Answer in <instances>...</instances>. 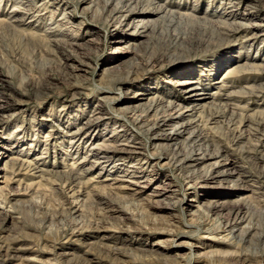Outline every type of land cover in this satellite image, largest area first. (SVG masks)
<instances>
[{
	"label": "rangeland",
	"instance_id": "rangeland-1",
	"mask_svg": "<svg viewBox=\"0 0 264 264\" xmlns=\"http://www.w3.org/2000/svg\"><path fill=\"white\" fill-rule=\"evenodd\" d=\"M0 104V264H264V0H0Z\"/></svg>",
	"mask_w": 264,
	"mask_h": 264
},
{
	"label": "bare ground",
	"instance_id": "bare-ground-1",
	"mask_svg": "<svg viewBox=\"0 0 264 264\" xmlns=\"http://www.w3.org/2000/svg\"><path fill=\"white\" fill-rule=\"evenodd\" d=\"M136 20H137V18H136ZM138 21H140V22H138L139 23L138 26L144 28L145 26L143 25L142 20L139 19ZM176 84L181 89L180 91L183 94L182 98L184 99L183 102H186L185 104L177 103L175 101L174 102L168 101L169 103L164 105V101L162 99L158 98L159 96L148 97L146 100L147 103H145V104H147V111H154L156 114L158 109L165 110V113H166V109H167L168 111H171V112H169L167 115H162V114L156 115L155 120L153 122H151L149 125H144L143 121H141V118L137 120V123H139L142 127L146 128L145 131L150 135L152 142L154 144L163 143L164 145H166V144L168 145V144L176 143L178 141L179 137L182 134L186 133L188 128L191 127V123H193L195 121L196 113L199 110H201L203 107H205L206 103L208 102L205 100V99H207L206 93L199 91V89L195 86V84L192 81L184 79V80L177 81ZM145 95H146V93H139V94H137L136 98H138L137 100H143V99H146ZM4 105H5V102H4ZM4 105L0 104V108H3ZM164 107L166 109H164ZM172 110H173V112H172ZM100 118H102V117L98 116V118H96L95 120H99ZM86 127H87V125L85 124L82 129L86 130ZM189 136L190 137L193 136V133L192 132L189 133L188 137ZM131 140H133V139H131ZM93 147H95V146H93ZM140 148L141 147L138 144L133 143L131 141V143L122 144L121 148H119V151L122 153H137V152H139ZM201 149H202V147H201ZM109 151H107V152H109ZM0 155H1V153H0ZM3 156L4 155L2 154L0 159H2ZM204 157L202 156V154L199 153L198 155H194V158L187 160L186 165H184V164L183 165L189 171L194 170V169H196L195 167L204 163V161H205ZM101 158L103 159L101 161V163L104 165L107 164L110 160V157H108V156H102ZM179 161H181V160H179ZM182 162H184V161H182ZM4 164H5V162H4ZM102 164H100V165H102ZM128 171L125 172L124 174H122L120 178L114 179V181L117 183L128 182V183L134 184V182L129 181V179H131V177L133 175L130 174ZM237 174H238V172L234 173V175H237ZM229 175L226 173H220L219 171H216L215 173H212V174L207 173L200 180V182L203 183L204 186H206V184L209 181L218 182V181L226 179V177ZM7 256H8V253H6V251H4V253H3V251L0 250V262L3 261L2 257H7Z\"/></svg>",
	"mask_w": 264,
	"mask_h": 264
}]
</instances>
